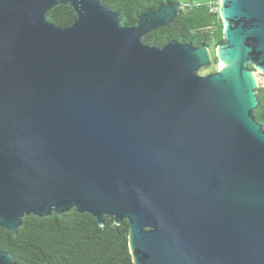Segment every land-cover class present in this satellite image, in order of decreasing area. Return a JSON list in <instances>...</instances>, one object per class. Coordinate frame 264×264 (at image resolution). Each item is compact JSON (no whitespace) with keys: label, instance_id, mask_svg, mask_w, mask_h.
I'll return each instance as SVG.
<instances>
[{"label":"water","instance_id":"water-1","mask_svg":"<svg viewBox=\"0 0 264 264\" xmlns=\"http://www.w3.org/2000/svg\"><path fill=\"white\" fill-rule=\"evenodd\" d=\"M219 1L221 66L201 74L210 46L143 41L180 3L125 26L99 0H0L2 228L76 208L127 220L134 264H264V0Z\"/></svg>","mask_w":264,"mask_h":264},{"label":"trees","instance_id":"trees-1","mask_svg":"<svg viewBox=\"0 0 264 264\" xmlns=\"http://www.w3.org/2000/svg\"><path fill=\"white\" fill-rule=\"evenodd\" d=\"M121 15L122 25L132 26L144 11L170 0H99ZM183 7L173 22L143 36L147 44L163 47L170 40L192 42L199 46L223 44L224 23L219 1L194 2L171 0ZM47 20L70 27L77 19L76 10L66 4L52 6ZM213 71V70H212ZM259 104L254 116L264 128V85L257 88ZM17 233L0 225V249L13 255L19 264H134L129 245V223H116L106 215L104 224L88 212L72 208L51 215H23Z\"/></svg>","mask_w":264,"mask_h":264},{"label":"rangeland","instance_id":"rangeland-1","mask_svg":"<svg viewBox=\"0 0 264 264\" xmlns=\"http://www.w3.org/2000/svg\"><path fill=\"white\" fill-rule=\"evenodd\" d=\"M194 2H203V1H210V0H193ZM219 1V0H218ZM220 2V1H219ZM219 7H220V3H219ZM214 51V49L212 50ZM220 61L218 63H211L210 65H207V66H204L200 69L199 73L201 74H208L211 70H214L216 68H218L220 65ZM254 74L256 75L257 77V83L258 85H264V72H260V69L259 70H255L254 71Z\"/></svg>","mask_w":264,"mask_h":264},{"label":"flooded vegetation","instance_id":"flooded-vegetation-1","mask_svg":"<svg viewBox=\"0 0 264 264\" xmlns=\"http://www.w3.org/2000/svg\"><path fill=\"white\" fill-rule=\"evenodd\" d=\"M216 50L214 49V51L212 52L213 53V55H214V60H215V62H213V64L215 63H218L219 61H218V59L216 58ZM251 67H253L252 65H251ZM219 69V67L218 68H216V69H214V71H217ZM212 71V70H211ZM0 250H2V249H0ZM3 251V250H2ZM6 252V251H5ZM9 253V252H8Z\"/></svg>","mask_w":264,"mask_h":264},{"label":"clouds","instance_id":"clouds-1","mask_svg":"<svg viewBox=\"0 0 264 264\" xmlns=\"http://www.w3.org/2000/svg\"><path fill=\"white\" fill-rule=\"evenodd\" d=\"M219 3H220V2H219ZM210 49H211V51H212L213 49H215V50H216V49H217V46H216V47H214V48H213V47H211ZM212 52H213V51H212ZM212 52H211V53H212ZM213 56H214V55H213ZM216 58H217V56H216ZM218 61H219V60H218ZM213 62H215V60H214ZM213 62H212V63H213ZM219 67H220V66H219ZM213 71H214V70H213ZM210 72H211V71H210Z\"/></svg>","mask_w":264,"mask_h":264},{"label":"bare ground","instance_id":"bare-ground-1","mask_svg":"<svg viewBox=\"0 0 264 264\" xmlns=\"http://www.w3.org/2000/svg\"><path fill=\"white\" fill-rule=\"evenodd\" d=\"M218 66H221V63H220V65H218Z\"/></svg>","mask_w":264,"mask_h":264}]
</instances>
